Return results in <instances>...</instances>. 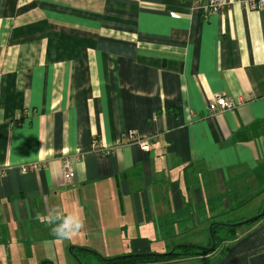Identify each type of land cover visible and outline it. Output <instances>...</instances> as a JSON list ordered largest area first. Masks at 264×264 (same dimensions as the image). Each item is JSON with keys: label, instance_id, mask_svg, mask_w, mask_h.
<instances>
[{"label": "crops", "instance_id": "1", "mask_svg": "<svg viewBox=\"0 0 264 264\" xmlns=\"http://www.w3.org/2000/svg\"><path fill=\"white\" fill-rule=\"evenodd\" d=\"M208 1L0 0V264L70 245L162 255L242 200L259 214L264 7L206 16ZM216 93L236 108L210 116ZM53 208L83 220L78 236L38 219ZM156 264H264V216L214 255Z\"/></svg>", "mask_w": 264, "mask_h": 264}, {"label": "rangeland", "instance_id": "2", "mask_svg": "<svg viewBox=\"0 0 264 264\" xmlns=\"http://www.w3.org/2000/svg\"><path fill=\"white\" fill-rule=\"evenodd\" d=\"M242 201H243V204L240 207L232 209L227 214H223L222 216H218L217 222L218 223H229V224L232 223L233 224V223L241 222L243 220H246V219L251 218L253 216H256L258 214L257 213V214H254V215H249V211L255 207V203H254L253 200L249 199V200H246V201L245 200H242ZM248 225L249 224H247V225L245 224V225H242V226L237 227V228L247 227ZM219 231H220V232H218L219 236H223L225 231H223V230H219ZM188 239H194L195 241H193V242H198L199 243V244H195V245H191V246L206 247L207 244L209 243V242H207L208 239H209L208 227H207L206 230H202V231L200 230V228L190 230V232L188 233ZM112 244L106 240L101 245L102 248L97 247V250L101 251V253H107L108 250H111L112 248H114L112 246ZM71 246L72 245L67 246L66 248L68 249V247H71ZM74 247H76V246H74ZM76 248H83V247H76ZM51 249L52 248H48V251L50 252ZM57 249L60 250L59 248H57ZM67 249L65 250V253L62 256H59L56 259L57 261H54V260L51 259L50 263H52V264H78V263H81V264H97V262H98V259H97L96 256L92 255L91 253H88V255H87L86 253H83V252H80V251L79 252H75V255L77 257L76 259H78V261H76V260H74V258H72V256H70V254H68ZM85 249H87V250L92 252V250L89 249L88 247L85 248ZM169 251H167V252H169ZM53 254H55V253H53ZM112 257H117V256H111V257H108V258H112ZM14 258H10V259L14 260ZM49 258L50 257H48L47 259H49ZM102 258H104V257H102ZM108 258H105V259H108ZM25 261H22L21 264H26ZM10 262H12V261H10ZM42 262H49V261L42 260V261L39 262V264H41ZM12 264H18V263L17 262H12Z\"/></svg>", "mask_w": 264, "mask_h": 264}, {"label": "built area", "instance_id": "3", "mask_svg": "<svg viewBox=\"0 0 264 264\" xmlns=\"http://www.w3.org/2000/svg\"><path fill=\"white\" fill-rule=\"evenodd\" d=\"M223 5L221 0H209L207 3V11L206 16L212 15L217 13L221 6ZM245 6L249 10H261L264 7V0H246ZM237 103L233 101L231 98H227L223 95L217 94L212 97L211 100L207 101L205 105L210 116H214L217 113H223L229 111L231 109L236 108ZM121 141L126 143L135 142L137 146L140 147L141 150L147 152L150 147V141L147 139H141L138 137L134 131H127L126 133L122 134ZM36 165H29V166H21L20 170L22 173L26 172L27 170L35 169ZM62 171L66 181H69L72 177L70 164L68 161L62 160Z\"/></svg>", "mask_w": 264, "mask_h": 264}, {"label": "trees", "instance_id": "4", "mask_svg": "<svg viewBox=\"0 0 264 264\" xmlns=\"http://www.w3.org/2000/svg\"><path fill=\"white\" fill-rule=\"evenodd\" d=\"M211 229H212V236L214 239L213 242H215L216 251L223 249L225 247L226 242L234 238V234L236 231V227L225 228V227H220V226H214ZM219 230L225 231L223 236H219L218 234V232H220ZM137 254H143V253H137ZM211 255H214V253L205 254V252L198 251L190 247H184V248L175 250L174 253L168 256L160 257V256L149 255V256H142V257L126 258V259L116 260V261L112 260L106 263L100 262L98 260L97 264H156L159 262H169L171 260H177L180 258H187V257H193V256H211Z\"/></svg>", "mask_w": 264, "mask_h": 264}, {"label": "water", "instance_id": "5", "mask_svg": "<svg viewBox=\"0 0 264 264\" xmlns=\"http://www.w3.org/2000/svg\"><path fill=\"white\" fill-rule=\"evenodd\" d=\"M264 216V201L262 203V207H261V211L259 212V214H257L256 216H253L251 218H248L246 220H243L241 222H237V223H233V224H227V223H211L210 226H208V236H209V246H206V247H198V246H187V245H177V246H174L173 248L170 249L169 252H166L164 254H155V253H143V254H129V255H121V256H117V257H112V258H108V259H105V258H102V256H100L99 254L95 253V252H91L87 249H84V248H76L74 246H71V247H68L67 249V252L68 254H70V256H72V258H74V260L78 261V259H76V255H75V252H86L87 254L88 253H91L92 255L96 256L97 259L100 261V262H110V261H116V260H122V259H126V258H134V257H142V256H168L172 253H174L175 250L177 249H181V248H184V247H190V248H193V249H196L198 251H202V252H205V254H212L216 251V247H215V242H213V236H212V229L214 226H220V227H225V228H233V227H239V226H242V225H247L249 223H252V222H255L257 220H259L260 218H262ZM41 264H52L50 262H42ZM78 264H81V263H78Z\"/></svg>", "mask_w": 264, "mask_h": 264}, {"label": "clouds", "instance_id": "6", "mask_svg": "<svg viewBox=\"0 0 264 264\" xmlns=\"http://www.w3.org/2000/svg\"><path fill=\"white\" fill-rule=\"evenodd\" d=\"M38 219L50 227L53 234L61 240H72L84 227L83 220L77 214H64L55 208L51 209L47 216Z\"/></svg>", "mask_w": 264, "mask_h": 264}]
</instances>
